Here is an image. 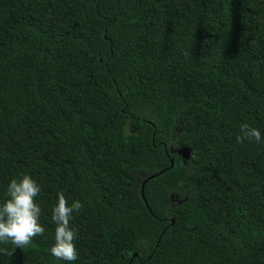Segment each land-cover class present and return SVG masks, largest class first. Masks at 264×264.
<instances>
[{
    "label": "trees",
    "instance_id": "trees-1",
    "mask_svg": "<svg viewBox=\"0 0 264 264\" xmlns=\"http://www.w3.org/2000/svg\"><path fill=\"white\" fill-rule=\"evenodd\" d=\"M20 173L45 233L0 264H65L60 191L72 264H264V0H0V203Z\"/></svg>",
    "mask_w": 264,
    "mask_h": 264
},
{
    "label": "clouds",
    "instance_id": "clouds-1",
    "mask_svg": "<svg viewBox=\"0 0 264 264\" xmlns=\"http://www.w3.org/2000/svg\"><path fill=\"white\" fill-rule=\"evenodd\" d=\"M237 143L243 141L262 142L259 130L248 124H242ZM40 185L28 174L20 173L10 180L6 188V199L0 203V245H12L14 248H26L38 236H43L45 228L40 223L41 207L36 202L40 194ZM57 199L51 208V222L54 228V243L48 249L50 255L65 264H72L78 259L74 241L77 231L70 227L74 212L83 209V203L73 200L69 203L63 191L57 192ZM6 255L12 253L0 247Z\"/></svg>",
    "mask_w": 264,
    "mask_h": 264
},
{
    "label": "water",
    "instance_id": "water-1",
    "mask_svg": "<svg viewBox=\"0 0 264 264\" xmlns=\"http://www.w3.org/2000/svg\"><path fill=\"white\" fill-rule=\"evenodd\" d=\"M185 153L186 154V159L188 158V151L186 150V149H184V150H179L177 153ZM179 155V154H178ZM183 159V158H182ZM184 160V159H183ZM170 163H171V166H172V163H173V161L171 160L170 161ZM155 176H150L149 177V179H152V178H154ZM145 182H146V180L142 183V185H141V190H140V195H141V198H142V200H143V202L145 203V200H144V195H143V188H144V184H145Z\"/></svg>",
    "mask_w": 264,
    "mask_h": 264
},
{
    "label": "rangeland",
    "instance_id": "rangeland-1",
    "mask_svg": "<svg viewBox=\"0 0 264 264\" xmlns=\"http://www.w3.org/2000/svg\"><path fill=\"white\" fill-rule=\"evenodd\" d=\"M178 154H179V156L181 158L186 159V154L184 152L183 153L181 152V153H178ZM179 200H181V198Z\"/></svg>",
    "mask_w": 264,
    "mask_h": 264
}]
</instances>
